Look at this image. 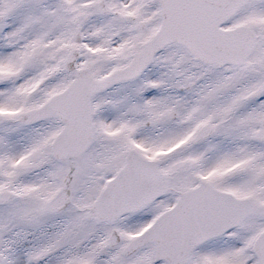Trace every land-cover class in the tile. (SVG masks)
I'll return each instance as SVG.
<instances>
[{"label": "snow or ice", "instance_id": "snow-or-ice-1", "mask_svg": "<svg viewBox=\"0 0 264 264\" xmlns=\"http://www.w3.org/2000/svg\"><path fill=\"white\" fill-rule=\"evenodd\" d=\"M0 264H264V0H0Z\"/></svg>", "mask_w": 264, "mask_h": 264}]
</instances>
